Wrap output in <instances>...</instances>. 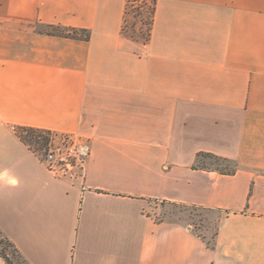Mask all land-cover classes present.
Instances as JSON below:
<instances>
[{"label":"crops","instance_id":"crops-1","mask_svg":"<svg viewBox=\"0 0 264 264\" xmlns=\"http://www.w3.org/2000/svg\"><path fill=\"white\" fill-rule=\"evenodd\" d=\"M155 1L142 42L128 0H0V237L29 264H264V0ZM23 126L84 167L54 176Z\"/></svg>","mask_w":264,"mask_h":264},{"label":"trees","instance_id":"trees-1","mask_svg":"<svg viewBox=\"0 0 264 264\" xmlns=\"http://www.w3.org/2000/svg\"><path fill=\"white\" fill-rule=\"evenodd\" d=\"M140 2V3H139ZM136 3V4H135ZM156 1L155 0H128L125 18L122 33L124 36L129 37L133 40L147 42L151 36V29L153 25V17L155 12ZM133 15V18L136 20L132 22L131 25H128V16ZM137 20L141 23V27L145 28L143 32L140 30L139 34L142 36V39L138 38V35L135 36L136 33L133 28L138 26ZM132 28L131 32L128 33V28ZM142 29V28H141ZM52 31L54 33L63 35L66 34L68 29H63L60 27H52ZM85 37H89V32L85 31ZM55 133L48 129H42L37 127H19L18 135L20 139L28 145L35 153L38 155H47L48 149L53 140V135ZM198 165L204 168H217L218 170L232 172L233 168H222V165H228L230 162L225 159L218 157L211 153H199L197 156ZM171 207L176 208L177 206L174 204H169ZM180 206V205H178ZM183 207H190L186 205H182ZM2 245V246H1ZM0 255L4 258L7 264H15V261L18 264H29L19 249L15 246L13 242L2 237L0 238Z\"/></svg>","mask_w":264,"mask_h":264},{"label":"built area","instance_id":"built-area-1","mask_svg":"<svg viewBox=\"0 0 264 264\" xmlns=\"http://www.w3.org/2000/svg\"><path fill=\"white\" fill-rule=\"evenodd\" d=\"M88 153V148L79 146L71 136L62 135L58 142L53 138L43 161L54 176L64 172L75 173L84 167Z\"/></svg>","mask_w":264,"mask_h":264},{"label":"rangeland","instance_id":"rangeland-1","mask_svg":"<svg viewBox=\"0 0 264 264\" xmlns=\"http://www.w3.org/2000/svg\"><path fill=\"white\" fill-rule=\"evenodd\" d=\"M135 21L136 20L133 18V15L130 14L128 16V25L130 26L131 23L135 22ZM137 23H138V26L133 28L136 32L134 35L135 36L138 35V38L142 39V36L139 34V32H140V30H142L144 32L145 28L141 27L142 25H140L141 23L139 22V20H137ZM131 29L132 28H130V27L128 28V33L131 32ZM61 136L62 135H58L55 133L52 138H55V140L58 142V140L60 139ZM39 156H41V158H44V155H42V154ZM163 204H164V206H163ZM158 206H159L160 210H162V212H161L162 218L171 219V217H173L176 220L177 219L182 220V222H184L186 224L195 225L196 229L202 230V228H203L202 226L204 223L202 222V220H199V219H201V218H199L200 217L199 214H203V212L200 211L199 209L194 208V207H183L182 205L174 208V207L167 206L165 203H159ZM202 233H203V231H202ZM15 264H18V263L15 261Z\"/></svg>","mask_w":264,"mask_h":264}]
</instances>
